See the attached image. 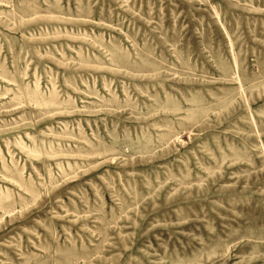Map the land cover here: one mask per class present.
Instances as JSON below:
<instances>
[{
	"label": "rangeland",
	"instance_id": "374dc122",
	"mask_svg": "<svg viewBox=\"0 0 264 264\" xmlns=\"http://www.w3.org/2000/svg\"><path fill=\"white\" fill-rule=\"evenodd\" d=\"M0 264H264V0H0Z\"/></svg>",
	"mask_w": 264,
	"mask_h": 264
}]
</instances>
